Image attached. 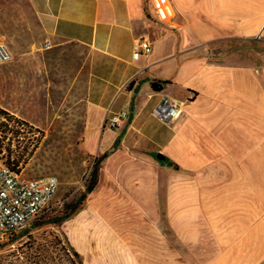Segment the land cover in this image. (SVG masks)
Masks as SVG:
<instances>
[{
    "label": "crops",
    "instance_id": "crops-1",
    "mask_svg": "<svg viewBox=\"0 0 264 264\" xmlns=\"http://www.w3.org/2000/svg\"><path fill=\"white\" fill-rule=\"evenodd\" d=\"M0 41V110L106 153L58 225L80 264H264V0H0Z\"/></svg>",
    "mask_w": 264,
    "mask_h": 264
},
{
    "label": "rangeland",
    "instance_id": "rangeland-1",
    "mask_svg": "<svg viewBox=\"0 0 264 264\" xmlns=\"http://www.w3.org/2000/svg\"><path fill=\"white\" fill-rule=\"evenodd\" d=\"M258 48L260 52L264 51V47ZM50 130L44 133L33 129V136L28 139L8 134H2V138L9 156L14 158L13 163L18 160L16 166L23 178L39 179L50 175L57 178L59 187L53 202H64L52 212L54 214L84 190V182L94 160L87 159L81 152L77 128L66 131L56 127ZM34 224L5 244L0 253V264H80L79 258L68 249L58 226Z\"/></svg>",
    "mask_w": 264,
    "mask_h": 264
},
{
    "label": "built area",
    "instance_id": "built-area-1",
    "mask_svg": "<svg viewBox=\"0 0 264 264\" xmlns=\"http://www.w3.org/2000/svg\"><path fill=\"white\" fill-rule=\"evenodd\" d=\"M150 51L149 40L144 38L137 40L136 53L147 55ZM11 59L10 51L0 41V66L9 63ZM182 112L180 102L163 95L151 113L162 124L169 126L181 116ZM128 117V111L121 110L105 117L104 125L110 129H118L125 124ZM32 130V127L26 123L15 118L8 120L0 113V247L40 218L51 214L64 202L55 204L53 202L59 187L55 176L39 179L23 178L18 167H13L14 158L9 156L2 134L28 139L33 136Z\"/></svg>",
    "mask_w": 264,
    "mask_h": 264
},
{
    "label": "trees",
    "instance_id": "trees-1",
    "mask_svg": "<svg viewBox=\"0 0 264 264\" xmlns=\"http://www.w3.org/2000/svg\"><path fill=\"white\" fill-rule=\"evenodd\" d=\"M0 113L5 116L8 120H13V118H11L10 116H8V114L2 110H0ZM117 143V141H116ZM115 147V144H114ZM9 153V152H8ZM106 157V153L98 158H94L92 166L89 170V175L86 178L85 182H84V190L81 192H78L76 194V196L74 197L73 200H71L70 202L66 203L63 208H60L56 213L54 214H48L45 215L44 217L40 218L38 221L34 222L36 224L34 225H45V224H52L54 226H58L61 225L66 219H68L70 216H72L77 210H79L83 204V201L86 197V195L91 192L96 183H97V174H98V168H99V163L102 161L103 158ZM156 159L159 161H166V159L160 155V154H156ZM18 163V160H16L15 163H13V167H15ZM33 226V225H32ZM11 241V240H9ZM8 241V242H9ZM75 256H78L76 254H74Z\"/></svg>",
    "mask_w": 264,
    "mask_h": 264
},
{
    "label": "water",
    "instance_id": "water-1",
    "mask_svg": "<svg viewBox=\"0 0 264 264\" xmlns=\"http://www.w3.org/2000/svg\"><path fill=\"white\" fill-rule=\"evenodd\" d=\"M157 88H154L155 90H160L162 88V86L160 84H156Z\"/></svg>",
    "mask_w": 264,
    "mask_h": 264
}]
</instances>
